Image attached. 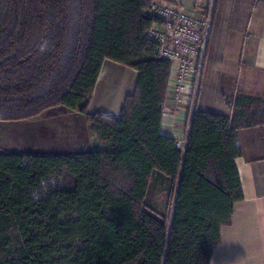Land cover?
Returning <instances> with one entry per match:
<instances>
[{
    "label": "trees",
    "instance_id": "obj_1",
    "mask_svg": "<svg viewBox=\"0 0 264 264\" xmlns=\"http://www.w3.org/2000/svg\"><path fill=\"white\" fill-rule=\"evenodd\" d=\"M154 0H0V121L85 117L91 151H0V264H209L243 198L238 131L264 96L193 109L185 149L161 131L170 64L144 35ZM138 72L120 113L88 112L103 60ZM161 184L163 208L147 202Z\"/></svg>",
    "mask_w": 264,
    "mask_h": 264
},
{
    "label": "crops",
    "instance_id": "obj_2",
    "mask_svg": "<svg viewBox=\"0 0 264 264\" xmlns=\"http://www.w3.org/2000/svg\"><path fill=\"white\" fill-rule=\"evenodd\" d=\"M179 2L185 9L202 14L207 13L211 4L213 7L194 108L229 116L232 107L226 104L225 97L234 98L237 93L264 96V1ZM102 62L88 112L120 113L126 96L135 91L138 72L112 60ZM169 107L173 105L166 101L161 131L187 140L191 114L188 100L178 106V113L168 112ZM75 114L85 120L80 113ZM238 140L242 155L235 165L243 198L234 204L230 224L221 226V241L213 247L209 264H264V124L239 130Z\"/></svg>",
    "mask_w": 264,
    "mask_h": 264
},
{
    "label": "built area",
    "instance_id": "obj_3",
    "mask_svg": "<svg viewBox=\"0 0 264 264\" xmlns=\"http://www.w3.org/2000/svg\"><path fill=\"white\" fill-rule=\"evenodd\" d=\"M259 1L264 0H256ZM147 14L152 21L144 35L153 43L157 57L170 64L166 101L176 109L169 110L178 113V106L188 100L192 113L211 33L212 4L207 13L202 14L195 9H185L179 0H154ZM176 144L185 149L186 140L178 138Z\"/></svg>",
    "mask_w": 264,
    "mask_h": 264
},
{
    "label": "rangeland",
    "instance_id": "obj_4",
    "mask_svg": "<svg viewBox=\"0 0 264 264\" xmlns=\"http://www.w3.org/2000/svg\"><path fill=\"white\" fill-rule=\"evenodd\" d=\"M184 4L189 6V3ZM82 118L67 108L53 107L26 120L0 121V151H90L93 136L89 133L87 122ZM147 194V202L151 206L163 208L164 193L161 184L151 181Z\"/></svg>",
    "mask_w": 264,
    "mask_h": 264
}]
</instances>
